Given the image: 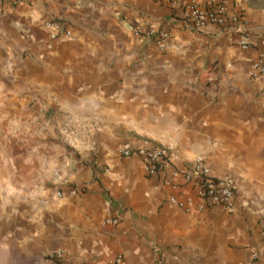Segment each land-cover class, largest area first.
<instances>
[{
	"label": "crops",
	"instance_id": "1",
	"mask_svg": "<svg viewBox=\"0 0 264 264\" xmlns=\"http://www.w3.org/2000/svg\"><path fill=\"white\" fill-rule=\"evenodd\" d=\"M223 3L243 31L171 22L159 0H0V264H53L55 251L62 264H245L257 251L264 264V79L249 76L264 0ZM48 20L71 38L50 41ZM161 22L164 50L134 31ZM151 144L175 169L202 156L232 177V208L171 205L191 185L121 154Z\"/></svg>",
	"mask_w": 264,
	"mask_h": 264
},
{
	"label": "built area",
	"instance_id": "2",
	"mask_svg": "<svg viewBox=\"0 0 264 264\" xmlns=\"http://www.w3.org/2000/svg\"><path fill=\"white\" fill-rule=\"evenodd\" d=\"M7 3L16 4L20 0H1ZM161 4L169 9L171 22H178L185 27H192L197 30L209 26L226 27L231 32H241L244 30V17L241 12H236L229 19L226 16V9L223 0H182V5L178 8L173 0H159ZM67 22L62 20H48L45 26L49 29V40H67L71 38L72 32ZM136 34L147 42L157 45L160 50H164L170 37L167 24L162 22L157 26L145 28H135ZM242 49L253 47V43L245 38L239 40ZM249 76L253 79H264V52L260 53L250 68ZM122 156L129 157L138 155L142 159L143 167L148 176L161 175L166 184L173 189L179 186V180L190 184L193 192L186 194L183 198L174 196L168 198V202L184 211L197 209L203 211L213 206H222L230 210L233 206L236 193V182L230 176L218 178L212 175L206 159L202 156L196 157L184 169H175L169 159L168 150L161 145H146L132 150L126 147L121 152ZM56 197L61 198L62 192L55 193ZM110 223H115L116 219H110ZM53 264H62L63 253L55 251L48 255ZM259 253L252 252L250 260L245 264H259ZM116 264H123L120 258ZM242 264V263H241Z\"/></svg>",
	"mask_w": 264,
	"mask_h": 264
},
{
	"label": "trees",
	"instance_id": "3",
	"mask_svg": "<svg viewBox=\"0 0 264 264\" xmlns=\"http://www.w3.org/2000/svg\"><path fill=\"white\" fill-rule=\"evenodd\" d=\"M47 258L49 259V256Z\"/></svg>",
	"mask_w": 264,
	"mask_h": 264
}]
</instances>
